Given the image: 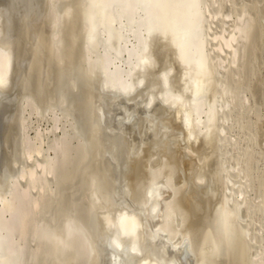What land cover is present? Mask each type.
<instances>
[{
    "label": "rangeland",
    "instance_id": "374dc122",
    "mask_svg": "<svg viewBox=\"0 0 264 264\" xmlns=\"http://www.w3.org/2000/svg\"><path fill=\"white\" fill-rule=\"evenodd\" d=\"M88 1L0 0V47L9 49L11 62L7 84L5 83L4 88L1 89L2 92L0 91V102L5 103L4 105L0 103V175L3 174V170L8 172H4V179L0 176V179L6 182V184L0 183V196L2 200L10 201L14 191L19 192L20 195L26 194L27 199L20 208L21 219L25 214L32 213L27 215L28 223L25 220L26 223L23 225L25 228L19 227L15 232L16 235L14 234L15 238L13 237V242L16 244L14 246H18L17 249H20V257H22L17 264H75L77 261L76 264H108L102 249L107 240L111 239L112 232L105 225H108V217L115 218L122 211L140 214L139 216L142 215L143 219L147 220L145 222L141 217L145 225L143 227L142 224L138 233L139 238H137V243L144 244L146 247L142 245V249V246L139 247L137 244L141 252L136 253L135 257L139 255V258L134 257L130 264H138L137 259L143 262L142 260L149 258L151 254L153 259H160L162 264H170L173 260L174 248L171 245L165 246L164 235L154 229L158 216L155 217L152 214L150 211L152 209L146 210L144 207L140 209L138 199L136 203L134 200L136 196H133V192L130 193L128 148L124 135L120 131L126 122L127 114L124 109L132 105V114L138 117L139 115H136L134 111L135 104H140L139 101L142 102L148 94L158 95L160 91H163L164 84L161 83L160 75L167 70L175 68L169 76L170 89L172 88L175 94L184 92L182 68H178L175 54L169 47L154 41L153 50L158 60L149 72L137 76L143 78V84L139 88L126 98H122L117 92L104 90V75L97 74L103 73L99 56L105 52L106 42L101 43L96 49H91L87 43L89 23L85 17H88ZM202 5H204L203 35L207 41L206 54L210 60H208L209 72L204 78L205 94L203 93L201 102L206 108L210 106L208 108L213 112L216 110L215 114H217L212 129L210 128L207 132L204 129L205 126L201 125V131L199 130L197 135L199 138L196 137L190 142L195 150L199 147V152L198 156L196 153L189 156L195 163L193 164L195 167L186 175L191 179L195 178L191 180L192 185H190L192 190L195 188L197 192L193 191V196L196 198L194 199L197 200L195 203H198L197 212L199 205L204 204L203 212L206 214L207 211L209 215H204L206 217L203 219L204 213L200 212L201 209L198 212L200 215L196 213V210L194 214H191L192 216L190 215L192 219L189 218V221L196 219L194 222L190 221L193 223H190L191 228L194 227L190 229L192 232L195 231L194 234L192 233L196 235L195 244H199L197 247L195 245L194 249L198 248L195 251L201 256L198 255L200 258H196V253L187 251L186 264H196L197 259L205 260L204 264L206 261V264H264V0H202ZM125 34L127 45L130 46L134 42L133 34L130 31H126ZM221 45L222 48H219ZM233 49L234 53H232ZM118 63L120 64L119 60ZM92 71L94 75L90 78ZM179 76H181L180 79ZM208 77L211 78L209 82H207ZM180 88L183 89L180 90ZM106 93H109L108 97H105ZM186 95L189 98L191 93L188 91ZM99 102L104 103V106L107 105V108L102 107ZM94 105L100 107L99 111L96 112L97 107ZM111 105L117 106V109ZM110 111L111 115L108 114ZM94 112L98 113L97 117ZM203 117L206 118V115L202 116V119ZM110 120H114L112 124L109 123ZM116 123L118 126H115ZM110 124L112 128L109 127ZM117 127L120 128L119 132ZM99 129L101 132L98 131ZM102 131L103 134H101ZM115 136L120 138L115 139ZM119 142L123 143L119 145ZM112 145H114L113 148ZM110 159L112 162L114 160L115 166L120 164L121 167H115L113 163H110ZM123 165L127 166V170ZM119 168L120 171H118ZM120 172H122L121 175ZM184 177L182 172L180 179L183 180ZM219 200L227 202L229 208L238 209L236 216L239 214L234 220L235 229L232 239L229 240L233 242H229L228 250L220 253L214 251V240L212 241L210 231L211 210L216 203L220 202ZM97 212L103 217L105 215L107 220L106 217L105 219L102 217L101 220ZM4 216L9 217L8 213ZM104 222H106L105 225ZM195 225L200 229L197 230ZM98 228L100 231L96 232L99 235L96 238L94 233ZM76 231L79 233L82 231L80 235L83 239L79 236L80 239L68 240L67 246H69L64 247L63 251L60 244L52 242V240L65 241L68 235ZM141 231L143 233H140ZM150 231L156 234L154 239L158 240L155 241L150 237L151 235L148 234ZM108 234H110L109 238ZM239 235L245 241L239 239ZM102 239H105V242ZM96 244L100 245L99 249L96 248ZM75 246L78 247L75 248L76 252L72 248ZM68 248L70 252L67 251ZM55 253L59 256L62 254L61 258L57 255V258L61 260H56ZM74 253L76 255L69 259ZM81 253L80 257L78 254ZM224 253L227 254L224 255ZM141 254L144 259L140 257ZM99 256H103L104 260ZM53 258L56 260L55 263ZM82 258L84 261L80 262ZM223 259L224 261H221ZM201 263L197 262V264Z\"/></svg>",
    "mask_w": 264,
    "mask_h": 264
},
{
    "label": "bare ground",
    "instance_id": "6f19581e",
    "mask_svg": "<svg viewBox=\"0 0 264 264\" xmlns=\"http://www.w3.org/2000/svg\"><path fill=\"white\" fill-rule=\"evenodd\" d=\"M88 2L90 3V4L88 3V7H89V10L87 13L88 17H85V18H87L88 23H89L88 24V31H87L88 32L87 33L88 34L87 43H88V45H90L91 49H96V48H99V45L101 43L106 42V50L104 53H102V56H99L100 57L99 61L102 65V69H103L102 72L103 73L97 74L99 76L101 74L104 75L103 80H105V81H103V82H105L104 87L106 88L105 89L103 87L104 90H109L112 92L114 91V93L117 92L118 95H120L122 98H126V97H129L133 91H135L137 88H139L143 84V78L141 76L138 78L137 76L139 74L144 75V73L149 72L151 70V68H154L153 65L156 63V60H158L157 58H155L156 53L153 50L154 41L160 42V43H162L163 46L169 47L173 51V53L175 54L176 63H178V65L180 66V67L178 66V68H180V69L182 68V80L184 81L183 84L185 85V88L184 89L182 88L184 90V92H182V94H179V93L175 94L171 90L172 88L170 89V87H169V80H170L169 76H170L171 72L173 73V70L175 68H173V69L171 68V70H167L166 72H164L163 74L160 75L161 83L163 82V84H164V89L162 87L163 91H160L158 93V95H156V93L155 94H152V93L148 94L147 97L144 98L145 100L143 99L142 102L139 101L140 104L134 103L135 104L134 111L136 112L135 113L136 115H139L138 117H136L134 114H132V105L127 106V107L125 106L126 109H124V110L127 114L126 118H125L126 122H125V124L123 123L124 125L122 128V131L119 130L120 129L119 127H117L118 128L117 131L118 132L120 131L121 134L124 135L126 143L124 142L123 137H121V138L123 139V142L127 145V148H128V157H129V162H130V165H129V183L127 182V180H126V182L128 183V185L130 184V186H129L131 189L130 193L133 192V196L134 195L136 196V199H134L135 201L138 199L139 205L141 206V207L138 206L140 209L142 207H144V209H146V210L152 209V210H150V211H152V214L155 217L158 216V221H157L154 229L156 231H158L160 234L164 235V237L166 239L165 241L167 243L166 244L164 242L165 246L169 247L168 245H171L174 248V250L172 251L174 253L173 260H172V263H170V264H186L185 254L188 253L187 251H190V252L193 251V253H196L198 248L194 249V247H195V245H196V247L199 246V244H195V242H194L196 235H192V233L193 234L195 233V231L192 232V230H191V229H194V227H193L194 225L192 226L193 228H191V226H190L193 224L192 222H194L196 219L194 218L195 220L194 221L190 220V221H192V222H190L189 218L192 219V217H190V215L192 213L194 214L195 210H196V213H198L200 209H201L200 212L204 211L202 208V207H204L203 206L204 204H201L202 206L199 205L200 208L198 209V212H197V207H198L197 204L198 203L197 204L195 203V201H197V200H195L196 198L193 196V191L195 192V190H194L195 188L193 190L191 188V185H192L191 183L195 178L191 179L190 177H188L186 175L188 172H191L193 167H195L193 165L195 163H193L192 160H190L191 157L189 158V156L194 155L195 153L197 155V153L199 152V147L197 150H195L194 146L192 148V145L190 142L192 139H195L196 137H198L197 135L199 134V130L201 128V125L205 126L204 129L207 132L209 131L210 128L212 129V126L214 124V120H215L216 114H217V113L215 114L216 110L213 112L212 109L208 108L210 106L207 105L208 107L206 108L204 106V104L201 102V98H202L203 93L205 92L204 90H205V85H206L204 83V78H206V76L209 72L208 60H210V59H208V56L206 54V52H207V50H206L207 41H206L205 36L203 35V33H204V29H203V22H204L203 6L204 5H202V0H89ZM126 31L127 32L130 31L131 34H133L134 42L130 46L127 45V40H126L127 36L125 34ZM131 38H132V36H131ZM225 41H223V42H225ZM49 42H51V41H49ZM218 45H219V43H218ZM231 45H232V43H231ZM219 48H222V45ZM96 51L98 54V50H96ZM96 51H95V53H96ZM153 51H154V53H153ZM60 52H62V51H60ZM216 52H217V50H216ZM56 53H57V51H56ZM232 53H234V49H233ZM58 55H59V52H58ZM83 59H85V58H83ZM118 60H119L121 65L118 63ZM10 63L11 62H10L9 49H3L0 47V91L2 88H4L6 80H8V77H9L8 71H9ZM58 67H59V65H58ZM88 69H86V70H88ZM92 73H93V71H92ZM86 74H88V73H86ZM7 75H8V77H7ZM92 75H94V73L90 74V78ZM95 75H96V73H95ZM99 76H96V77L100 78ZM70 77H69V79H70ZM134 77H136V79ZM210 77H208L209 79L207 82H209V80L211 79ZM101 78H103V76ZM180 78H181V76H179V79ZM100 80L102 81V79H100ZM89 81H91V79ZM70 82H71V79H70ZM160 86H163V85H160ZM182 89L180 88V90H182ZM99 90H97V91H99ZM188 91L191 93V95H189V98L186 95V92H188ZM178 92H179V90H178ZM107 94L109 95V93H106L105 97H108ZM101 95H99V96L102 99ZM143 96H144V94H143ZM105 97L103 96V100ZM116 97H118V96H116ZM64 100H66V99H64ZM106 100H107V98H106ZM110 100H112V99H110ZM76 102H78V101H76ZM137 102H138V100H137ZM130 103H131V101H130ZM1 104L4 105L5 103H1ZM100 104H102V107L107 108L106 104H105L106 106H104V103H100ZM6 105H8V104H6ZM120 106L122 108V105H120ZM95 107H97V106H95ZM112 107H114V106H112ZM116 107H114V108L117 109ZM0 108H1V105H0ZM142 108H143V110H142ZM99 109H100V107L98 106L96 112L99 111ZM115 109H114V111H115ZM111 111H112V109H111ZM111 111L108 113L109 115H111L110 114ZM96 115H98V113L97 114L95 113V116ZM204 115H206V118L203 117V119H202V116H204ZM113 116H112V118H114ZM20 117H21V115H20ZM105 119H106V117H105ZM119 120L122 121L120 118H119ZM112 121H114V120H112ZM112 121L110 120L109 123H111ZM25 124H27V123H25ZM111 124L109 125V127L111 126V128H112ZM107 125H108V123H107ZM105 126H106V124H105ZM115 126H118L117 123L115 124ZM98 131L101 132L100 129ZM109 131H110V128H109ZM96 133H97V131H96ZM101 134H103V131ZM114 134H115V131H114ZM117 137L115 139L120 138V137H118V138ZM102 141H104V140H102ZM117 142H118V140H117ZM108 143H110V142H108ZM120 143L121 142H119L118 144L120 145ZM113 146L114 145H112L111 147L113 148ZM98 148H100V147H98ZM102 149H104V148H102ZM115 149H117V148H115ZM118 149H120V148H118ZM110 150L111 149H109V151ZM200 151H201V149H200ZM112 152H110V153L113 154ZM106 153H107V151H106ZM102 154H103V151H102ZM102 154H101V156H102ZM116 155L118 156V153ZM111 156H113V155H111ZM58 158H60V157L58 156ZM108 158H110V157H108ZM56 161H58V160H56ZM113 162H114V160H113ZM113 162L111 160L110 163H113ZM116 163L118 164V162H116ZM53 164H54V162H53ZM62 164H63V162H62ZM62 164H61V166H64ZM113 165H114V163H113ZM119 166H120V164H118V166H115V167H119ZM197 166H198V162H197ZM123 167H124V165H123ZM126 167H124V169H126ZM64 169H66V168L64 167ZM114 170L116 172V169H114ZM3 171L7 172L6 170H3ZM60 171H61V168H60ZM118 171H120V168L118 169ZM196 171H198V170H196ZM4 172H3V174H4ZM55 172H56V170H55ZM182 172H183V175L185 176L183 180H181L182 178L180 179V175ZM118 173L119 172H117V174ZM3 174L0 176H3ZM121 174H122V172H120V175ZM58 175H59V173H58ZM101 175H102V173H101ZM45 176H47V175H45ZM198 176H197V178L201 179V178H199L200 176L199 177ZM10 177H12V176H10ZM4 178H5V176H3V178L1 177V179H4ZM1 179H0V183L2 182L1 184H3V183L6 184V182H3ZM6 179H7V176H6ZM126 179H127V177H126ZM179 180H181V181H179ZM194 182H196V181H194ZM194 182H193V185H194ZM122 183H123V181H122ZM1 184H0V187H1ZM126 184H124V185H126ZM93 186H94V184H93ZM195 186L197 187L196 184H195ZM192 187H194V186H192ZM8 190H9V188H8ZM41 190H42V187H41ZM123 191L125 192V190H123ZM203 191L205 192V190H203ZM195 193H197V192H195ZM207 195H208V193H207ZM212 195H214V194H212ZM31 196H30V200H31ZM35 196H37V195L35 194ZM133 196H131V197H133ZM195 196L197 197V195H195ZM11 197L12 198H10V201H6L7 199L2 200L1 196H0V204H1V207H0V264H17V262L20 261V258H22V257H20L21 256L20 255L21 254L20 249H17L18 246H14L16 244L13 242V237H14V234L19 227L23 228L24 227L23 225L26 222L28 223L27 215L32 214V213L25 214L24 217L21 219L20 208L23 206L24 202L27 199L26 194L20 195L19 192L14 191L12 193ZM133 198H131V200ZM222 199H224V198L222 197ZM134 200H132V201L134 202ZM208 200H210V199L208 198ZM225 201L224 202L220 201L221 203L220 202L216 203V205L213 206L212 210L210 209L211 210V216H210L211 230L210 231H211V235L213 237L212 241L214 240V247H215L214 251L219 252V253L225 252V250L227 249V246L230 242L229 240H230L231 236L233 235V232L235 229L234 228L235 227L234 226V223H235L234 220H235V218H237V216H239V214L236 216L238 209L235 210L233 207L229 208L227 206V202H225ZM228 201H230V200H228ZM136 203H137V201H136ZM204 203H206V202H204ZM237 203H238V201H237ZM27 204H29L28 200H27ZM38 206H40V205H38ZM210 207H212V206H210ZM33 208H32V210H33ZM91 210H92V208H91ZM23 211H24V209H23ZM93 212H94V210H93ZM7 213L9 215V217L5 218L4 215ZM90 213H92V212H90ZM203 213L204 214H202L203 215L202 218L206 217L204 215L207 214V211H206V214H205V212H203ZM23 214H24V212H23ZM96 214H98V212ZM198 214L200 215V213H198ZM139 215H137L136 213L128 212V211H122V212L118 213L117 216H115V218H109L108 217V220H107V217L105 215H104V217L101 216V214L99 215V216H101V218H100L101 220H102V217L104 219L106 217L108 225H105L106 222H104V225L108 226L110 231L112 232V236H110L111 239L109 241L107 240V243L105 245L102 244V245H104V249H102V251H104L103 254L106 255L105 259L107 258L106 263H108V264H130V262L135 257L136 253L140 254L141 251L139 252L138 246L141 247L142 245L144 246V244H141L143 242L142 239H141L142 242L140 243L141 245H139L137 243L138 242L137 238H139L138 233H139V230H141L140 228H141L143 222L144 221L147 222V220L145 218L143 219L142 215L141 216H139ZM207 215H209V214H207ZM99 216H98V218H99ZM141 217H142V220H144L143 222L141 220ZM199 219H200V217H199ZM25 220H26V222H25ZM198 221H200V220H198ZM101 222H103V221H101ZM238 222H236V223H238ZM190 223H192V224H190ZM194 224H196V223H194ZM202 224H199V225H202L204 227V223H202ZM144 225H145V223L143 224V227H144ZM105 226H104V228H105ZM208 226H209V224H208ZM93 227H94V225H93ZM148 227H150V226L148 225ZM197 227L195 225V228L197 230L200 229V227H198V228ZM27 228H28V226H27ZM100 228H101V226H100ZM90 229L92 230V228H90ZM145 229H146V227H145ZM150 229H151V227H150ZM152 229H153V227H152ZM98 230H99V228L94 233L95 237L99 236L96 233V232H98ZM197 230H196V232L199 234V232ZM202 230H200V232H202ZM152 232L150 231V233H148V234H150L151 235L150 237L152 239H154L156 237V234L154 235V233H152ZM74 233L68 235L66 237L65 241H61V240H54L53 241L52 240V242H55V244H58V245L60 244L63 248L61 247V249H62L61 250L59 247V249L61 251H63L64 247H66L68 244V240L72 241V240H75L77 238L80 239L79 236H81V238L83 239L82 235H80V234H82V231L80 233H79V231L78 232L76 231ZM102 233H104V232H102ZM123 233H124V235H123ZM140 233H143V232L141 231ZM110 234H108V238H109ZM144 234H145V232H144ZM198 234H197V236L200 237ZM105 235L107 236V234H105ZM101 237H103V236H101ZM101 237H99V238L101 239ZM96 238H98V237H96ZM239 239H241L242 241L243 240L245 241V239L240 238V235H239ZM85 240H87V239H85ZM104 240L105 239H102V241H104ZM154 240L156 241L158 239H154ZM154 240H153V242H154ZM90 241H93V239ZM149 241H147V242H149ZM198 241H199V239H198ZM76 242L77 241H75V243ZM232 242H233V240H232ZM232 242H230V243H232ZM144 243L146 244V241ZM137 244H138V246H137ZM17 245H18V243H17ZM89 245H90V243H89ZM96 245H97L96 248H98L100 246L99 244H96ZM102 245H101V247H102ZM77 246L72 247V248H74V251H75V248ZM143 246L141 247L142 249H143ZM80 247H82V246H80ZM101 247H100V249H101ZM114 247H117L119 249V252H114L113 250L110 249V248L114 249ZM144 247H146V246H144ZM235 247H237V246H235ZM88 248H89V246H88ZM90 248H91V246H90ZM141 248H140V250H142ZM69 249L70 248H68L67 251L70 252ZM199 249H200V247H199ZM78 250L79 249H77V251ZM67 251H65V252L68 255ZM56 252H60V251L56 250ZM199 252H201V251H199ZM86 253H88V252H86ZM193 253H191V255H193ZM246 253H248V251ZM100 254H102V252ZM142 254L140 257L143 258ZM196 254H197L196 258H200V257H198V255H200V253H196ZM216 254H218V253H216ZM226 254L224 253V255H226ZM57 255H58V253H55V256H56L55 258H57ZM74 255H76V253H74L73 255L71 254L69 259H71V257ZM78 255L80 256V255H82V253L78 254ZM244 255H246V254H244ZM97 256H98V254H97ZM138 256H136V257L139 258ZM146 256H148V255H146ZM151 256H153V255L151 254ZM58 257L61 258L62 254H61V256L58 255ZM85 257L87 258V255ZM89 257H90V255H89ZM93 257H95V256H93ZM99 257H101V256H99ZM150 257L146 258L145 260H142L143 262H141V260L137 259V261H139L141 263H139L137 261H136V263H138V264H162L160 259H155V258L153 259L152 257L151 258ZM206 257H204V258H206ZM226 257H222V258H226ZM246 257H248V256H246ZM60 258H57L56 260H61ZM73 258H75V257H73ZM101 258H103V256ZM204 258H202V259H204ZM214 258H216V257H214ZM231 258L233 259V257H231ZM56 260L53 258L54 263L56 262ZM64 260H66V258ZM67 260H68V258H67ZM88 260L89 259H87V261ZM98 260H97V262H98ZM103 260H104V258H103ZM103 260H102V262H104ZM197 260L196 261L199 263H201V262L203 263V261L205 262V260H201V259H200L201 261L199 259H197ZM82 261H84L83 258L80 262H82ZM221 261H224V259ZM94 262H96V260ZM99 262H101V260ZM197 262H196V264H197ZM89 263H91V262H89ZM134 263H135V261H134ZM206 263H207V261H206ZM252 263H254V262H252ZM56 264H58V263H56ZM94 264H96V263H94ZM98 264H100V263H98ZM102 264H104V263H102Z\"/></svg>",
    "mask_w": 264,
    "mask_h": 264
},
{
    "label": "water",
    "instance_id": "95a60500",
    "mask_svg": "<svg viewBox=\"0 0 264 264\" xmlns=\"http://www.w3.org/2000/svg\"><path fill=\"white\" fill-rule=\"evenodd\" d=\"M124 235V233H123ZM111 250H113L114 252H119V249L117 247H114V249L110 248Z\"/></svg>",
    "mask_w": 264,
    "mask_h": 264
}]
</instances>
